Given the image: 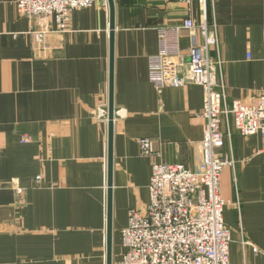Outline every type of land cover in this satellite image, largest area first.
<instances>
[{"label":"crops","instance_id":"obj_1","mask_svg":"<svg viewBox=\"0 0 264 264\" xmlns=\"http://www.w3.org/2000/svg\"><path fill=\"white\" fill-rule=\"evenodd\" d=\"M17 1L0 0V264H106L109 120L95 112L109 111V5L74 11L58 32L53 16L21 15ZM115 7L113 264L129 211L150 202L153 162L197 167L205 102L194 83L158 93L148 66L157 27L188 15L202 21L201 0ZM207 15L219 34L209 52L221 60L228 103H253L264 90V0H207ZM181 37L186 49L189 32ZM222 131L220 154L235 161L220 185L230 202V264H264V137L241 136L232 116ZM141 138L152 140L155 156L141 154Z\"/></svg>","mask_w":264,"mask_h":264},{"label":"built area","instance_id":"obj_2","mask_svg":"<svg viewBox=\"0 0 264 264\" xmlns=\"http://www.w3.org/2000/svg\"><path fill=\"white\" fill-rule=\"evenodd\" d=\"M182 1L191 5L194 0ZM98 2L108 6L107 0H18L17 9L28 17L53 16L57 31L64 32L74 11ZM201 2L202 21L188 15L177 25L157 27L158 50L148 60L150 81L158 93L168 86H202L201 159L195 169L183 163L153 162L150 202L145 211H129L128 224L122 229L124 252L116 264H230L231 228L223 216L230 202L220 195V185L224 169L235 161L220 154L225 144L222 123L229 125L232 116L241 136L264 137V90L253 103H228L221 60H213L209 52L220 44L216 22L209 23L207 0ZM185 30L192 39L186 49L181 43ZM198 33L202 42L197 41ZM95 116L105 119L108 111L98 108ZM139 145L143 156L156 155L151 139L141 138ZM36 180L41 183V176Z\"/></svg>","mask_w":264,"mask_h":264},{"label":"water","instance_id":"obj_3","mask_svg":"<svg viewBox=\"0 0 264 264\" xmlns=\"http://www.w3.org/2000/svg\"><path fill=\"white\" fill-rule=\"evenodd\" d=\"M111 24H110V90H109V157H108V200H107V257L106 264H113V209H112V174H113V134L115 122L114 104V35H115V0H107Z\"/></svg>","mask_w":264,"mask_h":264},{"label":"rangeland","instance_id":"obj_4","mask_svg":"<svg viewBox=\"0 0 264 264\" xmlns=\"http://www.w3.org/2000/svg\"><path fill=\"white\" fill-rule=\"evenodd\" d=\"M108 2V1H107Z\"/></svg>","mask_w":264,"mask_h":264}]
</instances>
